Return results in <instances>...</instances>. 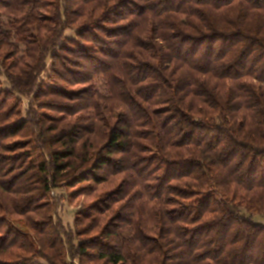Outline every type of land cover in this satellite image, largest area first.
Here are the masks:
<instances>
[{"label":"trees","instance_id":"16d2710c","mask_svg":"<svg viewBox=\"0 0 264 264\" xmlns=\"http://www.w3.org/2000/svg\"><path fill=\"white\" fill-rule=\"evenodd\" d=\"M259 217L264 0H0V264H264Z\"/></svg>","mask_w":264,"mask_h":264},{"label":"rangeland","instance_id":"374dc122","mask_svg":"<svg viewBox=\"0 0 264 264\" xmlns=\"http://www.w3.org/2000/svg\"><path fill=\"white\" fill-rule=\"evenodd\" d=\"M68 35H72V32H68ZM89 110L85 115L91 114ZM120 182V176L111 177L106 183L103 184H91V189H87L83 194L72 195V189H60L52 192V197L57 202V208L55 211L56 216L61 219L63 224L67 227H73L77 212L81 210L83 205L91 203L98 193L102 191L115 189ZM86 186V185H85ZM257 221L264 224V217H259ZM38 263H44L42 261Z\"/></svg>","mask_w":264,"mask_h":264}]
</instances>
